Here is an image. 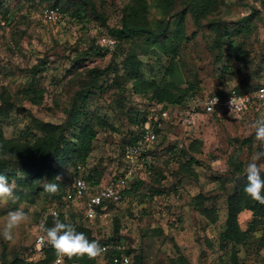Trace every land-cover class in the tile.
Wrapping results in <instances>:
<instances>
[{
	"label": "rangeland",
	"instance_id": "1",
	"mask_svg": "<svg viewBox=\"0 0 264 264\" xmlns=\"http://www.w3.org/2000/svg\"><path fill=\"white\" fill-rule=\"evenodd\" d=\"M130 2L0 0V16L6 22V31L0 35V137L31 144L42 134L37 123H74L71 113L79 109L80 121L74 125L90 124L96 131L86 157L88 171L105 181L120 173L124 143L139 133L146 116L160 113L149 162L137 172L124 200L105 219L82 224L92 227L99 243L120 237L125 251L131 253V264H264L261 221L246 244L235 251L231 243L220 240L227 195L259 150L251 125L264 119V102L240 115H204L193 126H184L173 113L164 114L166 108L151 97L152 90L134 92L126 65L132 57L141 63L142 79L155 78L160 86L167 81L181 89L191 85L183 105L192 91L205 97L219 87L247 91L261 87L264 0H218L215 10L200 16L202 26L196 24L189 0H173L171 16L178 10L187 11L180 24L171 18V38L164 52L152 37L129 34L119 42L113 57L114 52L100 48L98 40L111 35L110 28L121 27ZM145 4L148 23L157 28L164 17L158 1L145 0ZM92 7L104 21L95 17ZM49 8L59 12L55 21L43 18ZM174 45L178 55L172 59L169 51ZM171 61L175 74L170 77L165 73ZM98 70L99 75L94 73ZM69 132L76 133L74 129ZM73 161L58 172L60 182L69 178ZM6 168L18 199L0 202V228L8 212L20 207L28 220L14 230L11 241L0 237V264L34 263L43 256L35 250L38 225L56 193L43 190L45 181H38L36 191L31 192L33 181L28 175L14 162ZM211 206L213 223L201 211ZM252 221L248 210L238 216L242 230Z\"/></svg>",
	"mask_w": 264,
	"mask_h": 264
},
{
	"label": "trees",
	"instance_id": "2",
	"mask_svg": "<svg viewBox=\"0 0 264 264\" xmlns=\"http://www.w3.org/2000/svg\"><path fill=\"white\" fill-rule=\"evenodd\" d=\"M157 1L161 12L164 14V17L161 19L157 28H152L146 18L145 0H131V2L125 8L126 13L123 16L121 27L116 29L110 28L108 31L111 36L117 39V47H119V42L129 34L135 36L146 35L147 37H152L156 42H158L159 48L164 52L166 48L165 42L169 41L171 38L169 32V24L171 18H176L177 24H180L182 23L187 10H178L174 13V16H171L169 14V11L172 7L173 0ZM217 4L218 0H189L188 2L189 10L192 13L196 24H199L201 26L202 24L199 21L200 16H202L204 13L215 10ZM92 13H94L97 19L103 21L105 20L103 16L99 15L95 11L94 7H92ZM155 52V50H152V53ZM165 52L168 53L167 51ZM169 53L172 55V59H175L178 55V46L174 45V47L170 49ZM117 54L118 52H114L113 57ZM126 65L128 67V78L133 80L134 92L142 93L144 89L152 90L153 93L151 97L157 102L163 103V107L165 108L167 106L181 105L182 103H184L186 98L184 94L189 90H192L191 85L187 87L188 89H181L180 87L175 86V84L172 85L171 81H167L164 86H160L155 78L143 80L141 63L134 60L132 57L127 58ZM174 67L175 66L173 65V61H171L168 64L165 74L170 77L173 76V74H175ZM94 73L99 75L101 72L98 70L94 71ZM227 89L228 88L225 87H219L207 96L212 94L224 96ZM234 89L239 93L247 91L242 90L239 87H234ZM85 92L87 93L88 91H81L82 94ZM191 96L199 95L197 91H192L188 93L187 98ZM31 100L34 104L38 103L36 96H33ZM258 105L250 107L245 112H249L251 110L253 111ZM79 113V109H76L73 113H71V119L74 121V123L69 122L67 123V125L63 126L48 123H37L36 126L39 128L42 134L31 144L19 142L15 138L5 139L3 137H0V174L9 177L6 165L7 163L14 162L18 166L20 172L28 175L29 179L33 181V183L30 185L31 192L36 191L38 181L59 183V190L54 196V201L59 200V198L64 193L70 176L73 174L75 166L77 164L87 165L86 157L91 152L92 142L96 136V131H94L93 127L90 124H83V126L80 125V127L74 125L75 122L80 121L81 114ZM70 129H74L76 133L72 135L69 132ZM156 133L158 135V129L156 130ZM136 136L137 133L130 137L124 144L127 145L133 143L136 139ZM192 143H190L189 146H191ZM177 146L178 143L176 144V147ZM148 154H150V150L148 151ZM73 159L74 161L72 163V169L69 178L66 181L64 180L63 182H60L61 180L58 182L55 181V177H57L58 172ZM192 160L193 157H191L189 161L191 162ZM262 175H264V172H262ZM87 180L92 184H98L100 182L95 179L94 175L91 176L90 173L87 177ZM22 182L27 183L28 180L23 179ZM246 183L247 181L245 173L241 175V177L236 179L233 191L228 194L226 198L227 213L225 228L220 235V240L222 244L231 243L234 251L236 250V247L238 245L246 244L249 238V233L254 230L256 223H258L259 221L263 223L262 246L264 247V205L253 201L244 193V187L246 186ZM127 189L128 188L123 190L124 196L127 193ZM109 207L111 209L113 206L110 205ZM244 210L250 211L253 216V221L251 222L247 230H242L238 222V216ZM201 211L202 215H204L210 222L213 223L215 221L213 206L202 208ZM75 216H79V219H77ZM58 217L64 223H69L68 220L73 219L72 221L70 220V223H73L75 225L76 230L78 232H83L90 241L94 240L92 236V227L82 224L88 222L83 220L81 209L70 206L67 210L60 211ZM55 218L56 217L54 216H48L45 220H43L46 227H52ZM100 219L101 218L95 219L93 224H95ZM110 241H117L122 243L121 238L116 236L111 237L107 240H103L100 242V244ZM42 253V258L34 261V263L22 262L19 264H52L56 258L55 251L50 246L45 244V246L42 248ZM125 253L128 254L132 259L131 253L128 250L125 251ZM63 264H96V258L89 259L87 256H84L68 259L67 257H65Z\"/></svg>",
	"mask_w": 264,
	"mask_h": 264
},
{
	"label": "built area",
	"instance_id": "3",
	"mask_svg": "<svg viewBox=\"0 0 264 264\" xmlns=\"http://www.w3.org/2000/svg\"><path fill=\"white\" fill-rule=\"evenodd\" d=\"M59 16L56 8L46 9L43 13V18L46 21H55ZM5 31V19L0 16V35ZM98 44L100 48L113 53L117 48V39L106 34L99 38ZM214 99L217 102L213 105ZM262 102H264V85L242 93L237 92L234 88H229L224 96L212 94L206 97H188L185 105L182 103L179 106H167L164 114L173 113L177 123L193 126L196 119L201 116L240 115L250 107ZM152 114L146 116L135 141L125 145L122 153L123 165L118 175L113 174L105 181L92 184L87 180L89 175L87 165L77 164L63 195L59 200L52 202V205L42 214V220L53 216V213L59 214L60 211L67 210L70 206L81 209L83 220L88 223H94L97 218L105 219L109 215V206H117L124 200L123 190L134 181L142 165L149 162L148 151L157 140V122L160 121V113ZM44 246H40L38 234L35 250L41 253ZM101 246L105 252L96 258V264H131V257L125 253L122 243L110 241L102 243ZM56 259L57 257L52 264H55Z\"/></svg>",
	"mask_w": 264,
	"mask_h": 264
},
{
	"label": "clouds",
	"instance_id": "4",
	"mask_svg": "<svg viewBox=\"0 0 264 264\" xmlns=\"http://www.w3.org/2000/svg\"><path fill=\"white\" fill-rule=\"evenodd\" d=\"M216 99L212 101L214 105ZM255 129V139L258 142V151H256L251 161L245 168L246 186L244 193L253 201L264 205V119L255 121L252 125ZM61 177H55V181H60ZM16 184L9 182L8 177L0 174V202L7 203L12 201L15 203L18 197L15 195ZM43 190L48 193L55 194L59 190V183L45 181ZM55 218L52 227H46L44 222L38 225L39 244L50 246L56 254L55 264H63L64 258L71 259L73 257L87 256L89 259H95L102 256L105 249L97 240H89L83 232H78L73 223L62 222L57 213L52 214ZM28 220V216L23 211V207L10 211L7 214L6 222L0 228V237L6 241L14 238V230L19 228L21 224Z\"/></svg>",
	"mask_w": 264,
	"mask_h": 264
}]
</instances>
